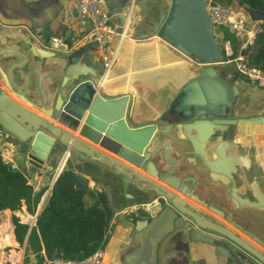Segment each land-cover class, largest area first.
Segmentation results:
<instances>
[{"label": "crops", "instance_id": "obj_1", "mask_svg": "<svg viewBox=\"0 0 264 264\" xmlns=\"http://www.w3.org/2000/svg\"><path fill=\"white\" fill-rule=\"evenodd\" d=\"M217 1L246 14L249 33L237 36L238 43L232 47L237 56L252 43L250 54L264 21L253 20L246 11L249 7L241 0ZM171 3L172 0H103V9L115 32L123 31L125 37L114 35L109 40L108 50L117 51L118 58L102 85L108 94H132L130 115L135 123L162 122L158 129L164 132L153 148L167 146L165 156L177 162L173 178H194L193 182H185L190 192L172 188L75 134L169 188L192 207L210 213L264 253V87L251 86L236 71L234 62L203 64L161 38L158 31ZM46 27L51 30L50 36L64 37L71 49L47 48L41 42ZM91 28L90 21L81 19L74 0H0V90L47 116L44 105L66 81L61 77L66 66L63 57L87 40ZM93 53L99 59L98 51ZM211 103L219 104L224 115H209L218 113L209 110ZM1 133L0 149L13 146L18 151L17 162L9 160L30 176L37 191L47 186L49 189L34 214L29 213L25 203L15 212L0 211V264H24L26 253L30 257L28 264H37L32 248L20 246L16 240L13 216L30 227L36 225L55 177L67 163L89 178V189L106 193L114 212L105 235L102 264H135L141 251L136 222L149 217L147 212L157 199L152 200L133 180L103 164L91 167L77 162L69 153L60 155L58 151L64 146L59 143L40 139L34 146L5 129ZM156 158L159 170L172 167L162 152ZM111 174L114 177H107ZM86 200L92 202L89 196ZM205 202L215 204L218 211H210ZM219 208L231 219L226 220ZM159 210L153 209L152 213ZM7 234L11 237L9 244L3 241ZM3 257L8 258L4 261Z\"/></svg>", "mask_w": 264, "mask_h": 264}, {"label": "water", "instance_id": "obj_2", "mask_svg": "<svg viewBox=\"0 0 264 264\" xmlns=\"http://www.w3.org/2000/svg\"><path fill=\"white\" fill-rule=\"evenodd\" d=\"M207 2L208 0H172L166 18L158 31V35L176 49L190 59L203 64L221 62L225 58L213 32V22ZM246 11L253 20L264 21V12L251 8H246ZM50 33L49 27L44 28V41L48 40ZM251 46L252 43L241 54L247 56ZM96 50L97 42L87 39L82 45L70 50V53L63 57L66 66L61 77L66 78V81H62L55 97L44 105L47 107L45 110L47 116L57 124L26 107L6 90L1 89L0 123L3 129L23 141L31 142L34 146L40 139L48 140L51 144L59 143L64 146V151H58L60 155L65 152L69 153L72 158L77 159V162L89 164L91 167H94L91 164H98V166L103 164L102 166L108 167L116 174L133 180L140 191L148 197L151 196L152 200L157 199V204L153 209L159 208L162 203H165V208H161L156 212L157 214L154 215L152 209L147 212L150 217L136 222L135 228L141 251L135 264H151L155 253L162 251L164 240L159 246L160 251L158 245L161 241L160 237L164 235L161 230L164 224L169 223L173 226L175 224L177 227L182 222L183 228L191 229L193 221L228 238L235 244L236 248L228 242L223 243L229 251V254L223 256L236 258V249L244 250L264 264V254H261L252 244L247 243L228 228L200 216L191 209L190 204L172 190L102 150L116 155L136 168L146 170L149 174L182 193L190 192V189L185 186V182H193L194 178H173L177 162L165 156L167 146L153 148L157 137L164 132L158 129V125L162 122L135 123L130 115L132 94H108L105 91L101 85L105 71L101 60L93 53ZM204 73L203 70L201 76ZM219 107V104L211 103L209 110L218 111V113L209 114L208 112V114L214 117L224 115V110ZM75 133L102 149L91 145L76 136ZM159 152L163 153L166 162L172 164L171 168L159 170L161 166H158L159 162L156 158ZM61 173L74 181L76 189L87 190L89 188V178L70 168L68 163ZM219 209L223 217L227 220L231 219L225 210ZM185 221L188 222L185 223ZM247 233L253 236L251 232L247 231ZM189 237L195 240L213 241L195 230H190ZM221 248L220 242H218L216 253H219ZM31 253L34 254V252Z\"/></svg>", "mask_w": 264, "mask_h": 264}, {"label": "trees", "instance_id": "obj_3", "mask_svg": "<svg viewBox=\"0 0 264 264\" xmlns=\"http://www.w3.org/2000/svg\"><path fill=\"white\" fill-rule=\"evenodd\" d=\"M241 1L251 9L264 12V0ZM225 39L230 40L232 46L239 40L228 32ZM248 58L252 64L264 69V22L261 30L256 33ZM224 60L228 58L225 57ZM2 131L0 123V133ZM48 189L47 186L37 191L30 183V176L6 162L0 151V211L9 209L15 212L25 203L29 213L34 214ZM87 196L92 202H87ZM113 215L105 192L89 188L76 189L74 181L60 173L37 216L36 225L30 227L16 216H13V224L17 242L20 246H30L37 264H43L45 258L83 260L97 249L105 248V235L110 229ZM10 239L7 234L3 241L9 244ZM29 258L26 253L24 264L29 263ZM6 259L2 258L4 261Z\"/></svg>", "mask_w": 264, "mask_h": 264}, {"label": "built area", "instance_id": "obj_4", "mask_svg": "<svg viewBox=\"0 0 264 264\" xmlns=\"http://www.w3.org/2000/svg\"><path fill=\"white\" fill-rule=\"evenodd\" d=\"M74 7L78 11L81 19L92 23L91 31L87 39L97 42V51L99 59L103 64L105 76L101 80V85L106 79L107 74L111 72L117 62L118 52L108 50V43L112 36L119 35L125 37L124 32H115L110 23L108 14L103 9V0H74ZM208 11L213 22V32L216 35L224 56L229 61L234 62L236 71L243 76L247 82L253 87H264V69L252 64L247 56H234L233 47L230 40H226V33L242 37L245 33H249L248 19L245 13L232 8L231 6L220 3L216 0H208ZM261 28L257 32H259ZM43 44L50 50H60L69 48V44L62 36H50L47 41L41 40ZM252 41H250L251 43ZM6 162L15 165L4 156ZM59 169L57 176L61 173ZM104 248L97 249L91 256L83 260L67 259L57 257L53 259L45 258L43 264H102L104 260Z\"/></svg>", "mask_w": 264, "mask_h": 264}, {"label": "flooded vegetation", "instance_id": "obj_5", "mask_svg": "<svg viewBox=\"0 0 264 264\" xmlns=\"http://www.w3.org/2000/svg\"><path fill=\"white\" fill-rule=\"evenodd\" d=\"M206 206L212 212L218 211L215 204L206 203ZM159 208L164 209L165 203H162ZM191 209L198 213L200 216L207 218L208 220H211L217 224H220L225 228H228L248 243L246 238L242 237V235L238 234L236 231L229 228L225 224L216 221L210 215V213L202 209L198 210L195 207H191ZM186 222L188 221H185V223ZM182 225L183 224L181 222L177 227L175 226V224L173 226L169 223L162 226L161 230L164 235L160 237L161 241L158 247L160 246L162 240H164V247L162 251H160L159 247L160 252L155 253L154 259L152 260L151 264H263L258 258H254L244 250L236 249V258L233 256L231 258L223 256L224 254H229V251L224 247L223 243L228 242L230 245L235 246V244H233V242H231L228 238L223 237L217 232L210 230L205 226L197 224L194 221L192 222L191 229L183 228ZM155 228L156 227L154 226V229ZM190 230H195L199 234L208 236L213 241L210 242L207 240L191 239L189 237ZM218 242H220L222 248L220 249L219 253H216L215 249ZM261 254L264 253L261 252Z\"/></svg>", "mask_w": 264, "mask_h": 264}, {"label": "rangeland", "instance_id": "obj_6", "mask_svg": "<svg viewBox=\"0 0 264 264\" xmlns=\"http://www.w3.org/2000/svg\"><path fill=\"white\" fill-rule=\"evenodd\" d=\"M3 134L5 135V133H3ZM0 137L3 138L2 137V133H1ZM0 150H1V152L4 154V156L6 158L12 160L13 162H17V160H15V156H17L18 151H17V149L15 147L11 146L10 148L0 149ZM19 161H20V159H19ZM85 168L88 169L89 168V165H86ZM113 175L114 174H111V175H108L107 177H109V176L112 177ZM12 260H14V259H12Z\"/></svg>", "mask_w": 264, "mask_h": 264}, {"label": "bare ground", "instance_id": "obj_7", "mask_svg": "<svg viewBox=\"0 0 264 264\" xmlns=\"http://www.w3.org/2000/svg\"><path fill=\"white\" fill-rule=\"evenodd\" d=\"M45 117H47V116H45ZM158 180V179H157Z\"/></svg>", "mask_w": 264, "mask_h": 264}]
</instances>
